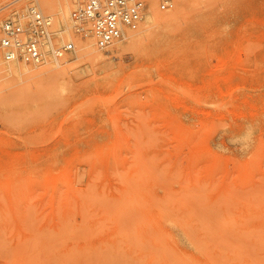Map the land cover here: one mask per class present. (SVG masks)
<instances>
[{
  "label": "rangeland",
  "instance_id": "rangeland-1",
  "mask_svg": "<svg viewBox=\"0 0 264 264\" xmlns=\"http://www.w3.org/2000/svg\"><path fill=\"white\" fill-rule=\"evenodd\" d=\"M160 1L132 46L43 10L48 63L0 50V264H264V0Z\"/></svg>",
  "mask_w": 264,
  "mask_h": 264
},
{
  "label": "built area",
  "instance_id": "built-area-1",
  "mask_svg": "<svg viewBox=\"0 0 264 264\" xmlns=\"http://www.w3.org/2000/svg\"><path fill=\"white\" fill-rule=\"evenodd\" d=\"M74 13L77 21L90 26H79L77 32L91 34L98 48L106 49L119 39L125 29L136 30L143 21L146 0H77ZM171 0H161L162 10L172 8ZM50 21L37 9L29 10L26 20L8 19L1 27L0 50L4 62L23 61L38 64L45 58L43 47ZM68 43L63 48L72 49ZM55 52H58L56 50ZM60 52V51H59Z\"/></svg>",
  "mask_w": 264,
  "mask_h": 264
},
{
  "label": "bare ground",
  "instance_id": "bare-ground-1",
  "mask_svg": "<svg viewBox=\"0 0 264 264\" xmlns=\"http://www.w3.org/2000/svg\"><path fill=\"white\" fill-rule=\"evenodd\" d=\"M20 1H23V0H13V1H10V3L0 7V18L1 16H3V13L4 12H7V10L12 6V5H15L17 3H20ZM68 0H36L35 1V5L34 6H31L30 7V10H34V9H37L38 11L40 12H43V10H46V11H50L51 14H53V18L55 19V24L56 26H58V23L60 22V20L64 23L65 27L63 28V30H61V38H62V41L65 42V40L69 39L72 43L71 44H75L77 45V48H76V51L77 52H81L83 54H88V53H94L96 52V48H95V40L94 38L90 37V38H86L85 40H81V39H76L75 42H73L71 39L73 38L72 37V24H71V20L70 17L71 15L69 16V14H67V9H68ZM24 2V1H23ZM22 2V3H23ZM21 3V4H22ZM75 3V2H74ZM19 4V5H21ZM17 5V6H19ZM156 6H157V0H151L149 2V7H148V11H147V14H146V10H145V15H144V18H143V21L141 22V24L139 25V27L136 29V30H129V29H125L123 31V34L121 37H124L127 41V45L128 46H132L135 42V37L140 34V33H147L149 31V29L151 28V26L153 25V23L155 22V9H156ZM147 9V8H146ZM8 13V12H7ZM46 17V16H45ZM199 17V11H195L193 12V14L188 18V21H189V25L184 29L186 35H188V31L189 32H192L194 29H196V27L198 26L197 23H196V19ZM49 21H52L50 20V17L47 18ZM1 20V19H0ZM175 23L173 24H170V32H171V29L173 27H175L174 25ZM89 26V24H88ZM52 27V26H51ZM167 29V30H169ZM59 30V29H58ZM166 30V33H168ZM183 30V29H182ZM60 31V30H59ZM175 31V30H174ZM181 32V31H180ZM180 32H179V35H180ZM57 33V32H56ZM59 33V32H58ZM172 33V32H171ZM170 34V33H169ZM183 34V33H182ZM168 35V34H167ZM173 35V34H172ZM175 35V34H174ZM58 36V34L56 35ZM90 36V35H89ZM181 36V35H180ZM143 37H145V35H143ZM183 37V35H182ZM53 38H54V35H53ZM165 38V37H164ZM166 38H170L169 36H167ZM165 38V39H166ZM179 38V37H178ZM177 38V39H178ZM185 38V37H184ZM120 39V38H119ZM117 39V40H119ZM176 39V41H177ZM180 39V38H179ZM117 40H115L114 42H116ZM164 40V39H163ZM162 40V41H163ZM168 39H166L167 41ZM183 40V38H182ZM57 41V39H56ZM175 41V42H176ZM67 42V41H66ZM113 42V43H114ZM55 43V42H54ZM50 46H52V40L49 39V43L48 45L45 47H43V52H44V55H45V62L48 63V59L46 57V53H48V50L50 48ZM2 57V55H1ZM56 57V56H55ZM58 57V55H57ZM64 58V56L61 55V58ZM59 57V59H61ZM58 59V60H59ZM62 60V59H61ZM3 61V59H2ZM4 62V61H3ZM20 62V61H19ZM8 63V62H6ZM17 62L16 61H11L8 63V68L9 69H12L15 64ZM22 63V62H21ZM45 63V64H46ZM57 63H60L59 61H57ZM0 64H1V60H0ZM24 64V63H23ZM26 65V64H25ZM31 66V65H30ZM33 66V65H32ZM36 67V66H35ZM28 72H34L33 70L27 68ZM1 143L3 144L4 142V145L8 146H11V142H9V140L7 139V143L5 142V139L4 140H0ZM3 141V142H2ZM9 142V143H8ZM6 143V144H5Z\"/></svg>",
  "mask_w": 264,
  "mask_h": 264
}]
</instances>
